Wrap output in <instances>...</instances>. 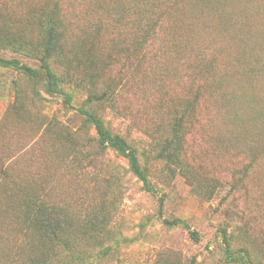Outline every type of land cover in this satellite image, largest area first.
<instances>
[{"label":"rangeland","instance_id":"374dc122","mask_svg":"<svg viewBox=\"0 0 264 264\" xmlns=\"http://www.w3.org/2000/svg\"><path fill=\"white\" fill-rule=\"evenodd\" d=\"M53 10L55 93L42 68ZM0 58L42 72L0 66V264H24L25 207L41 203L99 225L62 264H243L223 230L264 264V0H0ZM85 112L136 149L153 190L98 148Z\"/></svg>","mask_w":264,"mask_h":264},{"label":"trees","instance_id":"16d2710c","mask_svg":"<svg viewBox=\"0 0 264 264\" xmlns=\"http://www.w3.org/2000/svg\"><path fill=\"white\" fill-rule=\"evenodd\" d=\"M55 10L47 14L44 25L47 28L46 35L42 38V46L45 51V56L42 58V68L44 69L48 80L49 89L55 93L58 91V77L50 68L47 59L54 58L60 55L62 51V32L58 30L59 20L57 19ZM156 33V25L153 35ZM0 66L14 67L17 70L24 72L26 75L37 79L41 75V70L33 69L22 64L17 59L0 58ZM87 119L93 124L97 135L98 148L101 151L107 149L113 150L118 155L123 157L129 166V170L135 175L144 185L146 190H153L149 179L142 170L136 149L131 146L123 137L117 134H112L105 126L104 122L96 115L85 112ZM183 150L179 135L176 136V141L170 146L167 155L171 162H176L180 159ZM25 216L22 224L27 232L33 234L36 238L30 246V251L24 264H62L61 250L70 248V243L75 241H83L87 238H92L94 233L98 231L99 225L95 220L88 221L82 227H74L67 224L65 216L54 205L46 204H28L25 207ZM59 212V213H58ZM65 220H64V219ZM165 224L168 226L186 225L185 221L175 219H165ZM197 239L195 231L190 232ZM68 236H72L69 240ZM74 237V238H73ZM67 238V239H66ZM223 241L225 243V254L229 262L249 264L245 253L236 254L231 251L227 240V233L223 230ZM69 242V243H68Z\"/></svg>","mask_w":264,"mask_h":264},{"label":"bare ground","instance_id":"6f19581e","mask_svg":"<svg viewBox=\"0 0 264 264\" xmlns=\"http://www.w3.org/2000/svg\"><path fill=\"white\" fill-rule=\"evenodd\" d=\"M210 1H211V0H210ZM212 11H213V10H212ZM208 12H209V11H208ZM210 12H211V11H210ZM210 12H209V14H210ZM213 13H214V11L212 12V14H213ZM249 44H250V43H249ZM253 44L255 45V43H252V44H250V45H253ZM255 48H256V46H255ZM228 49H229V48H228ZM228 49H227V50H228ZM230 49H231V48H230ZM227 50H226V51H227ZM229 52H230V51H229ZM235 52H237V51L235 50ZM239 52H240V51H239ZM239 52H238V53H239ZM238 53H237V55H238ZM232 54H233V53H232ZM240 54H241V53H240ZM229 56H230V55H229ZM241 56H242V55H241ZM232 57H233V56H232ZM243 57H244V56H243ZM236 58H237V57H236ZM245 58H246V57H245ZM239 59H240V58H239Z\"/></svg>","mask_w":264,"mask_h":264}]
</instances>
